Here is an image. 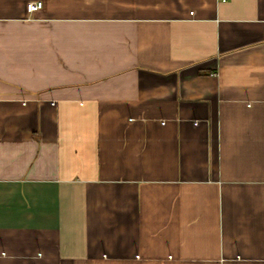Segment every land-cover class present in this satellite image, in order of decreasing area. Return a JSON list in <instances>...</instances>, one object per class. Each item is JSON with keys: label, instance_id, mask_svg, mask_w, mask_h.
I'll use <instances>...</instances> for the list:
<instances>
[{"label": "crops", "instance_id": "0c3cea01", "mask_svg": "<svg viewBox=\"0 0 264 264\" xmlns=\"http://www.w3.org/2000/svg\"><path fill=\"white\" fill-rule=\"evenodd\" d=\"M0 264H264V0H0Z\"/></svg>", "mask_w": 264, "mask_h": 264}, {"label": "built area", "instance_id": "2783aa9c", "mask_svg": "<svg viewBox=\"0 0 264 264\" xmlns=\"http://www.w3.org/2000/svg\"><path fill=\"white\" fill-rule=\"evenodd\" d=\"M222 1H226V0H222ZM42 8H43L42 1H31L26 5V11L29 16L40 11Z\"/></svg>", "mask_w": 264, "mask_h": 264}]
</instances>
